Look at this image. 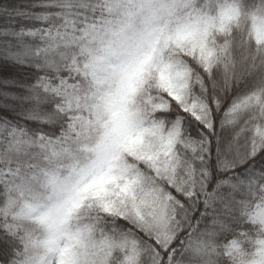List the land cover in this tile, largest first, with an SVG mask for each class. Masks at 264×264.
<instances>
[{
  "label": "snow or ice",
  "instance_id": "1",
  "mask_svg": "<svg viewBox=\"0 0 264 264\" xmlns=\"http://www.w3.org/2000/svg\"><path fill=\"white\" fill-rule=\"evenodd\" d=\"M0 264H264V0H0Z\"/></svg>",
  "mask_w": 264,
  "mask_h": 264
}]
</instances>
